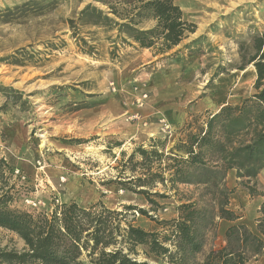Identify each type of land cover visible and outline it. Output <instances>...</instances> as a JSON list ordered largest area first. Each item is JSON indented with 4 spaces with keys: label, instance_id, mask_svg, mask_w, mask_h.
Wrapping results in <instances>:
<instances>
[{
    "label": "rangeland",
    "instance_id": "374dc122",
    "mask_svg": "<svg viewBox=\"0 0 264 264\" xmlns=\"http://www.w3.org/2000/svg\"><path fill=\"white\" fill-rule=\"evenodd\" d=\"M175 2L196 31L160 53L157 44L142 47L121 29L128 20L111 6L129 12L125 0H0V157L20 176L12 181L27 186L25 207L37 210L50 212L63 200L87 207L100 201L118 210L131 205L128 220L167 232L179 206L196 201L206 212L197 255L203 260L226 243L225 221L218 216L225 198L226 207L247 215L258 231L264 168L251 180H235L228 172L221 182L180 183L162 167L174 164L171 156H188V135L205 128L222 104H240L255 92L256 68H240L241 47L264 31V0ZM100 11L112 22H103ZM156 23L149 15L135 27ZM145 92L148 97L138 101ZM151 144L164 153L152 171L165 179L139 187L149 194L131 191L120 181L143 176L145 159L137 154L129 163L128 157ZM192 169L198 178L200 169ZM22 246L16 233L0 227V250ZM138 259L162 264L143 253ZM83 262L96 264L86 253ZM250 264H264V251Z\"/></svg>",
    "mask_w": 264,
    "mask_h": 264
},
{
    "label": "trees",
    "instance_id": "16d2710c",
    "mask_svg": "<svg viewBox=\"0 0 264 264\" xmlns=\"http://www.w3.org/2000/svg\"><path fill=\"white\" fill-rule=\"evenodd\" d=\"M125 2L131 7L129 12L111 6L112 12L128 20L121 24V29L129 32L142 47L157 44L158 51L165 53L179 45L189 32L196 31V24L185 18L175 0ZM89 11L92 8L85 12ZM149 15L157 20L153 28L135 27ZM102 17L103 22H112L109 16ZM241 55V69L251 63L256 68L255 92L244 97L240 104L222 105L218 112L211 113L205 128L188 135L183 145L188 156H171L174 164L162 167L163 171H170V181L208 183L218 178L221 182L230 170L236 171L238 178L251 180L264 168V31L252 38L250 47H241ZM157 146L151 144L147 149L139 145L129 155V163L137 154L145 159L143 176L120 184L131 191L149 194L147 189L139 187H149L156 177L164 181L163 173L152 171L153 162L164 155ZM193 167L200 169L198 178L193 174ZM134 168L135 164L133 171ZM207 172L210 177L205 179L203 173ZM13 176L20 181V176L15 175V166L1 156L0 227L16 233L23 240V246L0 250V263L84 264L86 253L96 264H154L139 260L138 256L143 253L160 259L162 264H250L264 251V200L255 232L241 219L242 215L226 207L230 198H225L218 216L229 222L224 231L226 243L210 249L200 260L197 255L204 246L201 223L206 212L196 201L179 206V218L167 223L169 231L148 230L128 220L126 211L135 208L131 205L118 210L100 201L87 207L71 200L54 203L50 212L25 207L21 197L27 195V186L12 181ZM233 192L229 190L230 194Z\"/></svg>",
    "mask_w": 264,
    "mask_h": 264
},
{
    "label": "crops",
    "instance_id": "0c3cea01",
    "mask_svg": "<svg viewBox=\"0 0 264 264\" xmlns=\"http://www.w3.org/2000/svg\"><path fill=\"white\" fill-rule=\"evenodd\" d=\"M225 104H227V103H224V104H222V105H225ZM221 105V106H222ZM134 130V129H133ZM132 130V132H134ZM229 176L230 177H234V179L236 180V172L234 171V170H230V172H229ZM244 195H247V193H245L244 192ZM247 197V196H246ZM254 201H258V199H253ZM252 200V201H253ZM63 201H66V200H63ZM251 202V201H250ZM258 214V212H256V214H255V216ZM243 221H246V222H248L249 223V217L247 216V215H244V216H242V218H241ZM228 224H229V222H226L225 221V228L228 226Z\"/></svg>",
    "mask_w": 264,
    "mask_h": 264
},
{
    "label": "built area",
    "instance_id": "2783aa9c",
    "mask_svg": "<svg viewBox=\"0 0 264 264\" xmlns=\"http://www.w3.org/2000/svg\"><path fill=\"white\" fill-rule=\"evenodd\" d=\"M147 97H148V94L145 92L137 100L142 101V100L146 99Z\"/></svg>",
    "mask_w": 264,
    "mask_h": 264
}]
</instances>
